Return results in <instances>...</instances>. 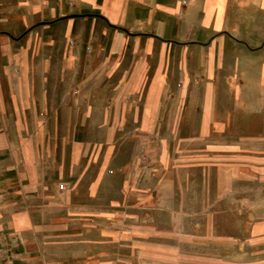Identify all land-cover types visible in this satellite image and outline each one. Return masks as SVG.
Returning a JSON list of instances; mask_svg holds the SVG:
<instances>
[{"label":"crops","instance_id":"1","mask_svg":"<svg viewBox=\"0 0 264 264\" xmlns=\"http://www.w3.org/2000/svg\"><path fill=\"white\" fill-rule=\"evenodd\" d=\"M51 234L264 264V0H0V264Z\"/></svg>","mask_w":264,"mask_h":264},{"label":"rangeland","instance_id":"2","mask_svg":"<svg viewBox=\"0 0 264 264\" xmlns=\"http://www.w3.org/2000/svg\"><path fill=\"white\" fill-rule=\"evenodd\" d=\"M43 237L47 241L42 242L40 247L49 251L50 254L42 264H90L89 258L99 257L98 254L95 257H76L77 250H75V247L81 244L73 241L75 236L72 234L66 236L65 242L63 239L59 241L58 239L63 238V236L59 237L57 234L44 235ZM117 253L121 255L120 252L115 251V255ZM113 264H137V260L132 255L124 256L123 259H118L115 256Z\"/></svg>","mask_w":264,"mask_h":264},{"label":"built area","instance_id":"3","mask_svg":"<svg viewBox=\"0 0 264 264\" xmlns=\"http://www.w3.org/2000/svg\"><path fill=\"white\" fill-rule=\"evenodd\" d=\"M146 160L144 150L139 151V161L144 164ZM59 191H64L63 185L58 186ZM19 246V240L15 235L4 236L0 242V256L5 258L6 261H14L16 256V250Z\"/></svg>","mask_w":264,"mask_h":264}]
</instances>
